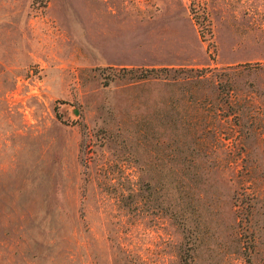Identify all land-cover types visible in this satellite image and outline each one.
I'll return each mask as SVG.
<instances>
[{
	"label": "rangeland",
	"instance_id": "1",
	"mask_svg": "<svg viewBox=\"0 0 264 264\" xmlns=\"http://www.w3.org/2000/svg\"><path fill=\"white\" fill-rule=\"evenodd\" d=\"M182 259L264 264V0H0V264Z\"/></svg>",
	"mask_w": 264,
	"mask_h": 264
},
{
	"label": "trees",
	"instance_id": "2",
	"mask_svg": "<svg viewBox=\"0 0 264 264\" xmlns=\"http://www.w3.org/2000/svg\"><path fill=\"white\" fill-rule=\"evenodd\" d=\"M35 1H40L41 3H45L47 0H35ZM143 72L137 76L138 79H148L150 78V76H153L155 78L158 77V73L161 71H166L165 69H156V68H152V69H143ZM180 264H189V261L186 259H182Z\"/></svg>",
	"mask_w": 264,
	"mask_h": 264
}]
</instances>
